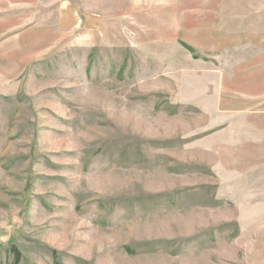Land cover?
I'll return each mask as SVG.
<instances>
[{"label": "rangeland", "instance_id": "rangeland-1", "mask_svg": "<svg viewBox=\"0 0 264 264\" xmlns=\"http://www.w3.org/2000/svg\"><path fill=\"white\" fill-rule=\"evenodd\" d=\"M0 264H264V0H0Z\"/></svg>", "mask_w": 264, "mask_h": 264}, {"label": "crops", "instance_id": "crops-1", "mask_svg": "<svg viewBox=\"0 0 264 264\" xmlns=\"http://www.w3.org/2000/svg\"><path fill=\"white\" fill-rule=\"evenodd\" d=\"M89 13H91V14H94V13H95V14H98L99 12H98V11H93V10H92V11H90Z\"/></svg>", "mask_w": 264, "mask_h": 264}]
</instances>
